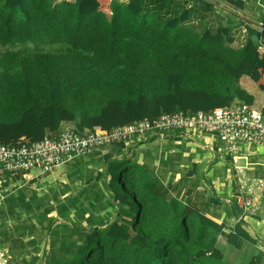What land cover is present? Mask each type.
<instances>
[{
	"label": "trees",
	"instance_id": "16d2710c",
	"mask_svg": "<svg viewBox=\"0 0 264 264\" xmlns=\"http://www.w3.org/2000/svg\"><path fill=\"white\" fill-rule=\"evenodd\" d=\"M147 1L0 0V143L39 140L61 123L108 130L233 101L258 106L264 119V39L246 33L234 47L224 22L193 30L190 20L210 11L186 6L170 16ZM224 3L232 15L243 8L241 0ZM241 77L263 93L258 105ZM104 160L96 180L114 215L86 230L65 217L67 256L46 249L40 264H229L216 246L221 222L156 194L157 180L128 158ZM225 239L233 248L257 241L241 220Z\"/></svg>",
	"mask_w": 264,
	"mask_h": 264
},
{
	"label": "crops",
	"instance_id": "0c3cea01",
	"mask_svg": "<svg viewBox=\"0 0 264 264\" xmlns=\"http://www.w3.org/2000/svg\"><path fill=\"white\" fill-rule=\"evenodd\" d=\"M126 1L122 0L120 3H125ZM242 2L243 8L239 10V13L241 12L240 14L244 18H247L252 13V8L248 3H253L264 12V0H243ZM244 14L249 15L246 16ZM235 17L238 18V14ZM258 23H264V21H258ZM258 30L255 33L258 37L264 39V35L260 34ZM244 32L245 34L251 33L246 27H244ZM239 83L254 96V99L257 98V100H254L257 105L262 101L263 93L258 91L247 77H241ZM68 124L72 125V123H61L59 126ZM214 138L215 136L212 134L197 131H169L162 135L147 134L144 138L132 139L123 146L121 144H108L99 147L88 155L70 157L65 162L75 161V168L84 165V169H96L98 174L105 169V154H110L116 158L126 157L131 162L145 168L148 176L157 180L156 194L166 200L176 198L183 203L190 204L207 217L216 222H221L224 227L216 236V244L223 243L222 238H225L237 220H241L245 230L251 236L255 237L254 234H256L264 240V146L239 143L232 155L235 156L232 161L231 156L226 154L225 150ZM240 160L243 162L240 163ZM21 177L25 179L31 178L28 172L21 175ZM107 179L108 176H106ZM259 183L261 186L257 188ZM98 185L102 187L100 182ZM85 189H88V193L85 195V191L82 189L76 192V198L68 197L67 206L63 207V209L58 208V203L55 205L47 204L44 206L46 209L42 210V214L39 211H32V213H28L25 216L30 218L29 222H33L32 215H36L38 216L37 219L41 220V223H46L50 219H54V223L57 219H60L58 216L63 214L71 222L76 220L81 227L88 228L100 217L98 209L106 208V215L102 217L110 219L114 209L110 205L105 204L109 200L107 198L108 194L106 193L105 195L103 191L99 192L96 187L92 186L85 187ZM9 191H11V188L7 187V190L1 196L0 206L5 193ZM211 193L214 195L217 193L219 197L215 202H211ZM69 194V190L57 194L58 200L64 203ZM96 196H99V198L97 199ZM245 198L249 199L248 206L243 205V199ZM90 199L93 201L91 202ZM222 203H228L231 209H234V205L240 206L239 212L235 215L236 221H232L229 216L225 215L227 207L222 205ZM9 214V212H6L8 217ZM64 222V220L56 222L55 225L50 227L51 232L54 231L55 234L63 236L67 230L63 226ZM31 226L35 227L34 225ZM30 230L32 232V227H30ZM38 231V228L33 230L34 235L31 234L26 240V244H36L39 235ZM74 238L79 240L77 236H74ZM65 241L64 239L63 243ZM259 242L261 241L257 240L255 243L241 241L240 247L234 248L236 255L244 257L245 253L251 250L246 260L247 264H264V242ZM0 245V249H4L3 245ZM51 248V243L49 242L47 250ZM254 251H257V255H253ZM8 262L7 256L6 264ZM228 263L230 264V262Z\"/></svg>",
	"mask_w": 264,
	"mask_h": 264
},
{
	"label": "rangeland",
	"instance_id": "374dc122",
	"mask_svg": "<svg viewBox=\"0 0 264 264\" xmlns=\"http://www.w3.org/2000/svg\"><path fill=\"white\" fill-rule=\"evenodd\" d=\"M121 1L122 0H118V2ZM215 1L219 3V6L210 4L205 5L197 0H148L147 3L151 4L149 6L152 7L151 9L153 12H166L170 16L177 14L183 7L186 6H191V12H197L202 16H205V11H210L206 14V18H192L190 20V23L193 25V30L198 31L203 26H207L209 29L213 30L217 27L219 22H224L225 25L232 26L234 41L231 45L234 47H238L243 43L245 38L244 27L251 32L250 34H256L255 32L259 29L258 27L248 23L247 20L256 23H258V21H264L263 10L260 7H256L253 3H248L252 8L251 15L248 14V16L247 14H244L248 16L247 18H244L240 12L238 13L237 18L235 15L232 16V14H228L229 9L224 6V0ZM230 20H232V22H230ZM240 23L242 26L239 25ZM258 31L260 34L264 35L263 31H260V29ZM255 99L257 100V98ZM214 139L223 149V146L217 137ZM242 162L243 161L240 160V163ZM74 164L75 161L65 162L57 166V168L52 172L47 173H40L38 168H31L28 170V174L31 178L25 179L18 174V179H15V177L13 184H9L8 188H11V191L5 193L0 206V244L3 245V250L6 256H8L9 262L7 264H40L42 262V253L47 249L49 242L51 243L52 254L57 259H64L67 256L66 252L60 246L63 244L65 237L59 236L55 234L54 231L51 232L50 230V227L55 225L56 222H62L66 216L61 214L58 216L60 219H57L54 223H52L54 220L52 219L50 224L46 227L47 222L41 223V220L37 219L38 216L32 215L33 222H29L30 218L25 215L32 213V211H39L40 214H42V210L46 209L44 206L47 204L55 205L58 203V208L63 209V207L67 206L68 197L76 198V192L82 189L85 191L84 195L87 194L89 188L85 189V187L88 186L96 187L97 191H103L106 195L103 186L101 187L98 185L99 182L102 185L101 180H96V169L86 170L84 169V165L82 167L75 168ZM65 190H69L70 194L66 197L64 200L65 202L63 203L58 200L57 194L62 193ZM96 197L97 199L99 198V196ZM211 197L214 199L219 198L217 193L216 195L211 193ZM107 198H109V196H107ZM90 201L92 202L93 200L90 199ZM105 204L111 205L110 200H107ZM222 205L227 207L225 209V215L229 216L232 221H236L235 215L239 212L240 206L234 205V209H231L228 203H222ZM6 212L10 213L9 217L6 215ZM105 212L106 208L98 209V215L100 217L97 220L109 219L102 217L106 215ZM63 224H65V222ZM72 224L79 229L83 228L76 220H72ZM31 225H34L35 227ZM68 225H70V223H68ZM30 227H32V232ZM36 228L39 230L36 244H26V240L31 236V234L34 235L33 230H36ZM83 229L86 230L87 228ZM222 239L223 243H218L216 246L220 249L223 259L230 262V264H247L246 260L251 250H249L250 252H246L244 257L238 256L236 255V250H234L230 244V246L227 244L225 238ZM36 253H38L37 256ZM253 255H257V251H254Z\"/></svg>",
	"mask_w": 264,
	"mask_h": 264
},
{
	"label": "built area",
	"instance_id": "2783aa9c",
	"mask_svg": "<svg viewBox=\"0 0 264 264\" xmlns=\"http://www.w3.org/2000/svg\"><path fill=\"white\" fill-rule=\"evenodd\" d=\"M169 131L212 134L232 161L239 143L264 146V119L259 107L239 101L208 111L161 113L152 119L142 118L108 130L95 127L78 131L69 125H60L53 131H46L39 140L20 137L12 143H0V199L14 178L31 168H38L40 173L51 172L70 157L88 155L108 144L123 146L147 134L162 135ZM260 186L259 183L257 188ZM243 205H249L248 198L243 199ZM6 259L4 250L0 249V264H6Z\"/></svg>",
	"mask_w": 264,
	"mask_h": 264
},
{
	"label": "water",
	"instance_id": "95a60500",
	"mask_svg": "<svg viewBox=\"0 0 264 264\" xmlns=\"http://www.w3.org/2000/svg\"><path fill=\"white\" fill-rule=\"evenodd\" d=\"M199 1H203L207 4H210V5H214V6H219V3L215 0H199ZM248 23L258 27L260 29V31H263L264 32V23H256V22H253V21H250V20H247ZM108 163H109V160H106L105 162V169L107 168L108 166ZM114 200V199H113ZM53 223V222H52ZM97 226H93L92 229L96 228ZM255 238L261 242H264L263 239L259 238L256 234H254Z\"/></svg>",
	"mask_w": 264,
	"mask_h": 264
}]
</instances>
